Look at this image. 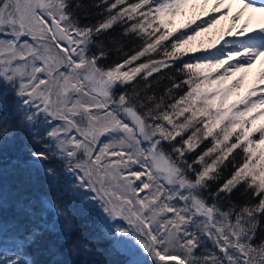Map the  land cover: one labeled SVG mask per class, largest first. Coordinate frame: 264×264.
Wrapping results in <instances>:
<instances>
[{"label":"snow or ice","instance_id":"1","mask_svg":"<svg viewBox=\"0 0 264 264\" xmlns=\"http://www.w3.org/2000/svg\"><path fill=\"white\" fill-rule=\"evenodd\" d=\"M93 6L104 19L82 24V0H0V84L15 97L19 130L41 146L30 163L52 188L63 179L92 194L82 202L99 204L104 238L125 264H264V0ZM132 39L140 47L129 55ZM110 51L123 59L104 65ZM172 68L179 79L168 76L157 97L155 74ZM17 130L0 117V138ZM73 231L54 195L10 205L0 183V264H38L31 249L55 257L59 245L80 264H106Z\"/></svg>","mask_w":264,"mask_h":264},{"label":"trees","instance_id":"2","mask_svg":"<svg viewBox=\"0 0 264 264\" xmlns=\"http://www.w3.org/2000/svg\"><path fill=\"white\" fill-rule=\"evenodd\" d=\"M83 3L89 5L90 16L87 19H81L82 24H94L102 19L106 15L104 8L94 7L98 4L99 0H82ZM120 28L117 27L113 35H119ZM101 39L105 44H108L107 36H102ZM140 47V43L135 39L125 42V51L131 55L134 51ZM98 51V49H93ZM118 59H123V56H118L114 51H110L108 58L103 60L104 65L114 64ZM142 60L146 58H141ZM139 63V61L137 62ZM176 65H180V61L175 62ZM180 73L175 68L163 69L162 73H157L155 76L159 79V83L154 81L152 91L159 97L162 95L163 90L171 83L167 77L172 76L179 79ZM139 79V77L137 78ZM152 79V78H150ZM0 92L6 93L4 96V107L0 109V117L3 118L4 124L15 127L18 130L15 135H10L6 138H0V183H2L6 194L9 197V203L17 195H23L36 201L48 196H55L59 199L60 203L64 206L66 211L74 223V231L72 233V239L92 241L94 242L99 255L93 257L106 262V264H125V257L118 254L112 245L110 240L104 238V216L98 209L99 205L93 202L85 206L82 202V197L87 196L82 191L73 192L68 188L67 183L62 179L59 184L52 188L51 185L45 180L42 171L35 168L30 163V150H40L41 146L33 144L29 136L22 130H19L18 116L14 112L15 97L11 91L3 84H0ZM174 94H183V90H174ZM179 140V138H177ZM210 146L209 141H204L196 152H200L206 147ZM167 147V146H166ZM196 153H189L188 159L191 161ZM235 155V153L233 154ZM55 163V161L53 162ZM228 171L224 172L223 178H226ZM191 175V173L189 174ZM222 180L220 182H222ZM216 184L212 185L211 191H215ZM245 200L239 193L233 196V201L237 203H243ZM226 207L227 205L224 204ZM13 215L11 207L7 213L6 218ZM48 222L55 223L54 218L49 215ZM128 227V226H127ZM50 239H56L55 236ZM59 251L55 257L47 254L46 246L40 250L31 249L32 255L38 261V264H52L55 259L57 261H63L64 264H80V261L84 257L71 255L66 245H59ZM146 264L149 262L146 260Z\"/></svg>","mask_w":264,"mask_h":264},{"label":"rangeland","instance_id":"3","mask_svg":"<svg viewBox=\"0 0 264 264\" xmlns=\"http://www.w3.org/2000/svg\"><path fill=\"white\" fill-rule=\"evenodd\" d=\"M235 10V9H234ZM223 24H226L227 22H222ZM183 30V29H182ZM208 35H210V34H206L205 36H203V37H200V38H198V40H204L205 41V44H206V42H207V39H208ZM229 39H231V38H229V37H225V40H229ZM221 43H223V42H221ZM220 47V45L218 44L217 45V48H219ZM210 51H215V49H210ZM206 53H204L203 51H201V52H196V53H190L189 54V56H187V59H189L190 58V56H193V55H196V56H200V55H205ZM260 71V65L259 64H257L252 70H250V73H249V82H251V80L256 76V74L258 73ZM42 118V117H41ZM83 193H85L87 196H89V195H92V194H90V193H87L86 191H84V190H81ZM96 204V203H95ZM99 205V204H98ZM96 206H97V204H96ZM98 207V206H97ZM99 210H100V206H99V208H98ZM101 211V210H100ZM101 213H102V211H101ZM104 216V215H103ZM104 218V217H103ZM104 220H105V218H104ZM117 225H123L125 228H127V224H124V222L123 221H120V220H118V221H116L115 222ZM144 260H145V262H146V260L149 262V264H151V262H150V259L147 257V256H143L142 257Z\"/></svg>","mask_w":264,"mask_h":264},{"label":"water","instance_id":"4","mask_svg":"<svg viewBox=\"0 0 264 264\" xmlns=\"http://www.w3.org/2000/svg\"><path fill=\"white\" fill-rule=\"evenodd\" d=\"M124 222V221H123ZM125 223V222H124Z\"/></svg>","mask_w":264,"mask_h":264}]
</instances>
